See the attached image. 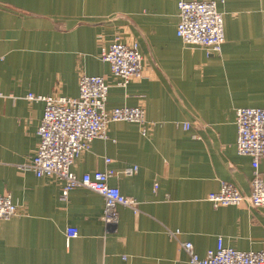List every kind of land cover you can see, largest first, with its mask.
Here are the masks:
<instances>
[{"label": "crops", "instance_id": "obj_1", "mask_svg": "<svg viewBox=\"0 0 264 264\" xmlns=\"http://www.w3.org/2000/svg\"><path fill=\"white\" fill-rule=\"evenodd\" d=\"M213 1L224 27L218 53L182 43L175 0H0V194L17 205L0 221V264H190L180 241L203 257L218 238L264 251V207L206 199L222 182L250 190L235 109L264 107V0ZM116 37L143 55L141 77L124 86L100 58ZM83 73L104 76L108 108L140 106L147 122L145 133L109 123L71 167L80 177L137 166L108 180L138 207L119 206L114 225L102 220L98 193L77 186L64 199L56 179L19 167L35 152L44 107L27 93L77 96ZM258 170L264 179V157ZM68 227L77 235L67 240Z\"/></svg>", "mask_w": 264, "mask_h": 264}, {"label": "built area", "instance_id": "obj_2", "mask_svg": "<svg viewBox=\"0 0 264 264\" xmlns=\"http://www.w3.org/2000/svg\"><path fill=\"white\" fill-rule=\"evenodd\" d=\"M178 22L176 35L185 46H200L208 52L218 53L224 42L222 13L213 0H175ZM100 58L110 65L111 73L119 79L120 86L142 74L143 55L137 43H124L117 37L107 47H102ZM108 88L104 76L81 74L78 81V95L42 96L27 93L28 100L44 103L43 113L37 127L38 143L33 155L19 165L30 169L37 177H51L61 185L65 199L71 189L82 186L98 193L103 199L102 220L114 225L119 221L118 207H128L138 212L134 198L125 196L117 186L109 184L110 177L116 174L132 176L137 166L126 167L121 171L114 169L95 170L78 177L71 169L75 159L89 150L95 138L106 137L107 125L111 122L126 121L138 123L146 132L147 122L144 109L140 106H117L108 108ZM236 151L252 159V179L248 193L235 185L222 182L218 191L207 194L206 199L214 207L227 205H246L251 208L264 207V179L258 165L264 157V107H237L235 109ZM184 128L189 124L184 123ZM106 162L111 159L106 158ZM17 213V205L9 193L0 194V221L8 220ZM170 237L179 231L167 230ZM66 239L77 235L75 227L65 231ZM180 249L189 256L190 264H264V251L238 250L225 246L218 238L216 247L208 249L203 257L195 253L190 241H180Z\"/></svg>", "mask_w": 264, "mask_h": 264}, {"label": "water", "instance_id": "obj_3", "mask_svg": "<svg viewBox=\"0 0 264 264\" xmlns=\"http://www.w3.org/2000/svg\"><path fill=\"white\" fill-rule=\"evenodd\" d=\"M211 53H213V52H211Z\"/></svg>", "mask_w": 264, "mask_h": 264}]
</instances>
